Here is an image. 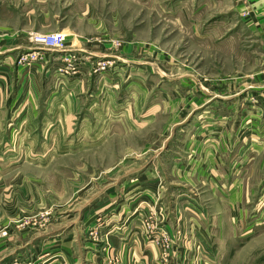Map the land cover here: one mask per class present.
Wrapping results in <instances>:
<instances>
[{
  "label": "rangeland",
  "instance_id": "374dc122",
  "mask_svg": "<svg viewBox=\"0 0 264 264\" xmlns=\"http://www.w3.org/2000/svg\"><path fill=\"white\" fill-rule=\"evenodd\" d=\"M238 20L226 0H0V59L29 62L36 100L10 118L0 71V264H264V51ZM47 71L71 108H45Z\"/></svg>",
  "mask_w": 264,
  "mask_h": 264
},
{
  "label": "crops",
  "instance_id": "0c3cea01",
  "mask_svg": "<svg viewBox=\"0 0 264 264\" xmlns=\"http://www.w3.org/2000/svg\"><path fill=\"white\" fill-rule=\"evenodd\" d=\"M230 3L231 9L236 10L238 13V22L240 26L245 28V30L249 31L250 34L256 38V40L259 41V44H262L264 41V0H226ZM37 66V65H36ZM36 66H33L32 68H36ZM88 66V65H87ZM29 62L25 63H17V66L10 63L9 56L6 58L0 59V71L6 72V74L10 77L11 74L15 73L16 79H15V85L14 87V99L11 100L12 105L10 106V118L13 120H17L18 122L26 121L28 122L29 119H32L33 117L29 116V112L34 113V108H36V100L32 97L31 92V85H32V79L35 77L34 72H28L29 69ZM27 69V70H26ZM92 67L89 68H83L81 70V73H85L86 75H89L92 71ZM50 73L47 71L44 74V83L46 85H49L50 89L46 94V99H44V103H46L45 108H54V109H64L66 106L72 107V104L70 103V100L74 96V92L72 90H66L63 94L58 93L56 96H53L51 93L52 89V83L49 79ZM65 85H79L81 84V81H73V80H66L64 82ZM78 88H74V91L76 93H79L77 90ZM13 92V89H12ZM13 94V95H14ZM80 96V94H78ZM76 98V97H75ZM74 98V99H75ZM69 101V102H68ZM20 110V111H19ZM23 110L25 113V116L23 115ZM21 119V120H20ZM241 212V211H240ZM240 212H237V215H239ZM243 214V213H242ZM228 216H225V218L231 220L232 213H228ZM241 215V214H240ZM239 219V217H237ZM240 218H242L240 216Z\"/></svg>",
  "mask_w": 264,
  "mask_h": 264
},
{
  "label": "built area",
  "instance_id": "2783aa9c",
  "mask_svg": "<svg viewBox=\"0 0 264 264\" xmlns=\"http://www.w3.org/2000/svg\"><path fill=\"white\" fill-rule=\"evenodd\" d=\"M65 36L62 33L51 35H38L35 36V42L48 48H60L64 45ZM262 49L264 51V41L262 42Z\"/></svg>",
  "mask_w": 264,
  "mask_h": 264
}]
</instances>
